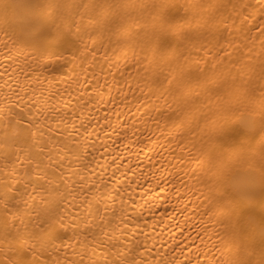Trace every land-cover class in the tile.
Instances as JSON below:
<instances>
[{
    "label": "bare ground",
    "instance_id": "bare-ground-1",
    "mask_svg": "<svg viewBox=\"0 0 264 264\" xmlns=\"http://www.w3.org/2000/svg\"><path fill=\"white\" fill-rule=\"evenodd\" d=\"M0 264H264V0H0Z\"/></svg>",
    "mask_w": 264,
    "mask_h": 264
}]
</instances>
